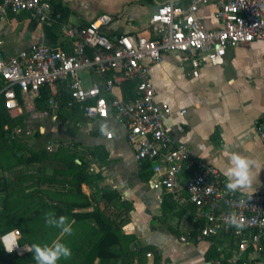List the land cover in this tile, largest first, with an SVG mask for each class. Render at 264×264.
<instances>
[{
    "label": "crops",
    "instance_id": "1",
    "mask_svg": "<svg viewBox=\"0 0 264 264\" xmlns=\"http://www.w3.org/2000/svg\"><path fill=\"white\" fill-rule=\"evenodd\" d=\"M51 1L64 10V18L71 25H88L101 15H109L113 22L105 29L108 36L131 34L150 38L153 36L151 17L164 0ZM215 10V6H207L198 14L207 29L217 27ZM4 19L0 23V52L6 57L15 56L34 43L51 44L47 26L38 24L29 14L7 15ZM62 42L60 36L58 44ZM150 77L156 91V104L171 111L164 116L168 133L185 144L195 157L214 165L221 173L228 167L233 152L252 158L256 161L253 169L255 193L264 194V141L255 128L257 121L264 117V42L257 40L230 48L222 66L202 60L198 77L193 76L188 57L170 52L151 69ZM47 89L51 94L59 87ZM116 94L122 95L121 88ZM22 95L24 105L19 113L27 116L29 124L48 129L51 144L73 141L72 150L84 156L90 171L102 174L93 192L103 195L115 190L130 209L123 216L121 244L112 245L110 249L115 255L112 258L87 259L100 238L94 221H71L72 233L63 235L60 229L46 225L45 214L50 210L43 214V219L32 214L30 230H20L23 236L20 256L29 254L37 240L50 244L59 239L71 248L72 256L61 259L58 264H231L237 258L236 264L240 261L250 264L256 258L253 249L242 255L238 241L236 246L225 236L201 241L181 240L190 228L193 236L198 234L196 210L179 207L163 190L152 187L150 181L164 173L165 162L139 164L123 124L111 117H83L78 122L81 129L78 134L84 139H66V124H58V118L43 116L46 102L41 110L32 94ZM29 97L30 104L27 103ZM25 105L31 108L26 111ZM42 120H47L46 126ZM108 133L113 135L111 140L106 139ZM43 188L49 190L50 187ZM87 189L90 187L85 185L83 190L90 196ZM3 229L11 231L17 227ZM210 252L212 256L208 259Z\"/></svg>",
    "mask_w": 264,
    "mask_h": 264
},
{
    "label": "built area",
    "instance_id": "2",
    "mask_svg": "<svg viewBox=\"0 0 264 264\" xmlns=\"http://www.w3.org/2000/svg\"><path fill=\"white\" fill-rule=\"evenodd\" d=\"M215 6L217 27L207 29L198 16L200 10ZM29 14L41 25L59 24L62 44L34 43L15 56L0 52V77L7 86L0 92L7 109L17 106L16 89L35 99L44 88L68 85V107H84V118H113L126 128V138L135 148L139 164L164 160L165 171L150 184L164 191L181 208L196 210L198 234L181 238L201 241L225 236L236 239L242 255L253 249L256 258L250 264H264V194L254 193L252 200L226 189V178L218 168L195 157L189 148L166 130L164 116L155 102L156 91L150 71L162 62L165 54L180 52L189 58L193 76H199L202 60L213 66L225 63L227 52L260 40L264 42V0H164L150 20L152 37L105 33L113 18L101 15L88 25H71L51 0H0V18ZM82 72L90 75L86 85ZM129 82L136 83L134 98L117 95L116 90ZM62 94H50L42 114L57 119ZM19 110V109H18ZM1 112V105H0ZM264 141V117L256 125ZM21 130L13 134L20 137ZM113 135L108 133L107 140ZM243 198L244 203H241ZM235 212L244 227L226 223ZM14 233L15 250L4 248L3 237ZM22 233L18 229L0 228V240L7 255L21 254ZM239 258L232 261L236 264Z\"/></svg>",
    "mask_w": 264,
    "mask_h": 264
},
{
    "label": "trees",
    "instance_id": "3",
    "mask_svg": "<svg viewBox=\"0 0 264 264\" xmlns=\"http://www.w3.org/2000/svg\"><path fill=\"white\" fill-rule=\"evenodd\" d=\"M62 12L63 16H66L64 10L59 7H55ZM47 33L51 39L52 44H58L60 39L59 24L47 25ZM64 48L68 46L62 42ZM7 86L6 81L0 77V92ZM136 83L129 82L121 87L122 96L124 98H134ZM61 96V110L59 112L58 119H62L63 122L67 119H82L84 117V107L69 108L68 97L69 88L68 85H62L59 87ZM17 93V106L15 110H9L6 108L4 99L0 98L1 112H0V151H9L14 155L16 163L14 166L8 167L20 169L17 171L15 184L20 188L27 185V189L32 191L25 194L11 192V184L5 178L0 177V193L6 195L5 203L0 205V226L6 222L14 223L18 230L29 229V223L33 220L32 214L36 217L43 219V214L50 210L55 213L57 217L63 215L68 217V221H74L75 223L94 221L98 227V234L100 238L90 250L87 259L93 260L96 257H100L103 260L114 257L111 252L112 245L121 244L120 235L122 232L121 226L123 223V216L127 214L130 206H126L122 203V197L115 190L106 191L97 201V207L93 208L94 195H87L83 187H94L103 176L100 172H91L89 164L85 161L83 155L74 154L70 152V149L63 144L59 145L54 154H50L48 149L31 150L27 154L21 153V149L18 144V137L10 138L9 135L13 132V128L22 125L23 114L19 113V110L24 105L23 95L20 89H16ZM50 97V92L47 88L41 91V95L36 99V103L43 110L45 102ZM16 113V115H15ZM16 141V142H13ZM76 156L78 158H76ZM81 163H78L77 161ZM43 163L53 170H58L62 176L51 178L45 174ZM26 168L34 169L33 174L35 176L32 181L25 183ZM38 174V175H37ZM67 180H61L66 179ZM49 186V190H45L43 187ZM25 187V186H24ZM68 188L69 190L65 195L59 194L60 189ZM24 190V188H22ZM39 191V192H38ZM93 197V198H92ZM50 199L52 202L48 201ZM12 202V207L9 208L7 202ZM28 201V204H27ZM195 210V209H194ZM195 212V211H194ZM230 241L237 246V240L231 238ZM36 243L44 244L42 241H36ZM212 253L208 254V259H211ZM240 261L239 264H243ZM0 264H36L33 259V250L26 255L20 256L17 253L7 255L4 251L3 244L0 240Z\"/></svg>",
    "mask_w": 264,
    "mask_h": 264
},
{
    "label": "rangeland",
    "instance_id": "4",
    "mask_svg": "<svg viewBox=\"0 0 264 264\" xmlns=\"http://www.w3.org/2000/svg\"><path fill=\"white\" fill-rule=\"evenodd\" d=\"M5 17L0 18V23L3 22L5 19ZM3 20V21H2ZM81 77L84 79L85 84L89 85L90 84V75L88 72H82L81 73ZM30 97L27 99V103L30 104ZM25 110H29L31 108V106L25 105ZM37 108L40 109V106L37 104ZM16 115V113H15ZM41 113L38 111L37 112V117L40 118ZM83 119V118H82ZM82 119H67V121L63 122L62 119H57V123L58 124H63L65 125L64 128H66L65 132H66V139H84V136L82 134H78V130L80 129V125L78 124V122L82 121ZM22 125L17 126L15 128H13V132H11V134L9 135V137L11 138L15 132H17L18 130L22 131V134L20 135V137H18L17 139H19V142L17 146L20 147L21 149V153H25L27 154L28 152H30L31 150H42V149H48L50 154H54L56 152V149L59 145L63 144L64 146L68 147L70 149V152L74 153V154H78L76 151L72 150V147L75 145L73 141H60L58 143V145H54L49 143L48 141H50V134L48 129H42V126H40L39 124H29L28 120H27V116L23 115L22 117ZM44 126H46L47 120H42V122ZM68 123V124H67ZM81 130V129H80ZM16 142V141H13ZM84 157V156H83ZM76 158H78L76 156ZM85 159V158H84ZM16 163L15 159H14V155L12 152L9 151H0V177L5 178L7 181L10 182L11 184V192L14 193H20V194H27L29 192H31V189H27V185H24L20 188L19 185L15 184V181L17 180L16 178V174L17 171L20 169L15 168H11L8 169V167L10 166H14V164ZM44 169H45V174L47 176H50L51 178H56L62 176L58 175L60 174L58 170H53L52 168H50L47 163H43L42 164ZM90 169V168H89ZM33 170L34 169H30V168H26V171H24L25 174V183L30 182L33 180L34 177H39V176H35L33 174ZM38 175V174H37ZM63 178H65V176H62ZM61 180H67L66 179H61ZM24 188V190L22 189ZM69 190L68 188H64L63 191H60L59 194L61 195H65L67 193V191ZM93 187H90V189H87V191L89 192L90 196L94 195V204H93V208L97 207V201L100 200L101 198V194L100 192L94 193L93 192ZM39 192V191H38ZM87 194V193H86ZM3 195V196H2ZM5 199H6V195L4 193H0V205L5 203ZM28 204V201H27ZM7 205L9 208L12 207V202L8 201ZM14 223L11 222H6L4 223L2 226L5 228L9 227V226H13Z\"/></svg>",
    "mask_w": 264,
    "mask_h": 264
},
{
    "label": "clouds",
    "instance_id": "5",
    "mask_svg": "<svg viewBox=\"0 0 264 264\" xmlns=\"http://www.w3.org/2000/svg\"><path fill=\"white\" fill-rule=\"evenodd\" d=\"M256 161L245 156L242 153L233 152L229 159V165L222 170V174L226 178V189L232 193L239 191L241 196H247L248 200H252L256 191L254 187V167ZM241 203H244L243 198ZM45 223L48 227H53L61 230L63 235H70L72 233V224L69 223L68 217L59 216L55 213L48 212L45 214ZM226 223L229 226H234L237 229L243 228L244 222L235 212L230 213L226 217ZM4 248L9 253L16 248V238L14 233H9L3 238ZM33 259L36 264H58L61 259H70L72 256L71 248L57 239L50 244L34 243L32 245Z\"/></svg>",
    "mask_w": 264,
    "mask_h": 264
},
{
    "label": "water",
    "instance_id": "6",
    "mask_svg": "<svg viewBox=\"0 0 264 264\" xmlns=\"http://www.w3.org/2000/svg\"><path fill=\"white\" fill-rule=\"evenodd\" d=\"M78 163H81L80 161H77Z\"/></svg>",
    "mask_w": 264,
    "mask_h": 264
}]
</instances>
